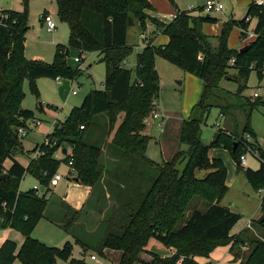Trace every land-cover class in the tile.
Segmentation results:
<instances>
[{
	"label": "trees",
	"instance_id": "16d2710c",
	"mask_svg": "<svg viewBox=\"0 0 264 264\" xmlns=\"http://www.w3.org/2000/svg\"><path fill=\"white\" fill-rule=\"evenodd\" d=\"M29 1H21L23 8L20 12L7 10L6 24L0 25V177L6 175L0 179V219L3 228L14 229L24 238L16 254L15 243L6 240L0 246V264H12L14 260L20 264H58V260L68 264H87L84 259L72 257L69 243L57 248L31 237L37 223L45 215L48 205L45 194L50 179L61 163L69 162L77 183L91 188L90 198L93 196L98 205L104 203L107 188L113 194V185L107 182L108 176L120 179L122 185L117 183L115 186L123 187L119 188V194L130 189L132 192L120 195L121 200L117 198V211H124L120 222L110 226L107 224L105 228L101 225L93 236L96 242L92 245L82 236L73 235L83 255L94 252L103 256L104 250L109 249L121 253L118 264H199L196 257L208 258L217 247L232 242L229 249L232 251V247L241 245L242 232L231 235L240 216L219 205L228 189L225 184L226 167L220 159L210 158L209 151L232 150L236 143L235 151L230 150L229 154L252 189H262V214L264 151L259 145L251 144L257 152L259 168L243 170L239 161L240 153H243L240 143L231 141L230 136L218 130L210 144L205 145L200 140V127L211 108L207 101L219 88L220 80L226 79L228 69L235 70L244 81L252 71L262 78L264 7H256L251 2L243 19L225 22L217 37V46L213 47L211 38L203 33L202 26L215 24L217 20L211 14L206 17L201 8L196 15L189 11L178 12L170 22L163 23L146 13L152 9L148 0H56L58 19L68 27V40L66 45L56 44L52 62L44 63L24 57ZM253 16L256 17L254 41L241 53L229 49L227 39L232 27H238L240 37L244 38L248 21ZM146 22L154 26L155 32L166 35L168 42L160 47H152L148 43L137 55L133 72L124 66L132 54V48L126 42L127 30L137 23L145 31ZM67 49L68 56L65 55ZM84 53L96 54L104 64L103 88L90 91L78 107L72 108L64 121L54 126L49 134L50 141L42 142L30 151L41 154L23 167L13 160L15 152L22 148L17 130L23 128L26 121L34 119L32 111L21 107L24 81H28L30 92L37 97L36 80L40 78L75 80L80 71H72L67 66V59L71 54L81 57ZM156 57H161L202 82L199 101L191 109V113L197 109L199 116L189 117L181 125L179 142L186 146V150L179 151L171 161L161 163L147 157L148 137L144 135V119L149 116L152 103L159 96ZM242 90V87L238 88L237 97H240ZM222 94L232 95L229 92ZM257 98L253 101L249 98L240 100V108L246 117L242 133L249 132L253 109L264 107V102ZM222 110L220 107L221 114H224ZM100 119H104L102 126ZM94 131L98 132L94 134ZM109 137L110 141H107ZM60 148H71V157L57 160L54 155ZM107 158L125 165L121 177L109 170ZM6 159L12 161L8 169L3 167ZM181 164L183 167L179 171L178 165ZM196 172H201V176L197 177ZM26 174L38 182L43 188L42 193H36L33 189L27 192L19 190ZM131 178L137 179L135 186L129 185ZM195 196L206 201V210L193 209L181 225ZM79 214L72 210L57 224L65 233H71ZM102 222L105 225L106 222ZM150 239H155L166 249H172V255L162 257L149 252L151 260L142 262L139 256L145 252ZM250 245L251 249L241 264H264V243L252 239Z\"/></svg>",
	"mask_w": 264,
	"mask_h": 264
},
{
	"label": "rangeland",
	"instance_id": "374dc122",
	"mask_svg": "<svg viewBox=\"0 0 264 264\" xmlns=\"http://www.w3.org/2000/svg\"><path fill=\"white\" fill-rule=\"evenodd\" d=\"M22 0H0V7L4 10H22ZM161 17L165 18L167 22L172 19L169 15H176L178 12L189 11L188 7H192L189 12L197 13L198 8H202L206 0H154ZM223 5L221 12L212 13L211 17L217 20L216 24H203V31L210 35L212 46H216L217 37L219 36L223 25L229 19L240 21L246 14V9L250 3L255 0H219ZM175 5L178 9H175ZM260 8V7H259ZM56 0H30L27 11V25L28 30L24 37V57L27 60H39L44 63H51L54 56L56 44H66L68 40V27L62 23L57 16ZM151 10V9H149ZM48 12L55 23L56 29L53 32H46L44 25H42V16ZM148 12V10L146 11ZM256 17L253 16L248 26V33L245 37L240 39V29L236 26L232 27L227 39V47L231 50H239L249 39L247 38L252 33ZM216 25V26H215ZM146 30V29H145ZM129 43L137 42L139 44V34L136 28L130 29ZM247 45V44H246ZM135 49L130 57L127 59L125 68L134 72L135 70ZM77 55L71 54L67 59V66L75 71L79 69L80 74L75 80H69L59 77L58 80L50 78H40L36 80V87L38 96L33 95L29 90L28 81L23 83L24 96L21 102L23 109L31 110L34 113L35 120L26 121L25 126L29 127L27 135L21 140L20 154H25L33 148L35 144L42 142H49L53 128L56 124L64 121L69 115L70 110L78 107L84 97L92 90H101L104 81V64L100 58L94 53H84L81 56L79 63L75 62ZM156 68L159 79V96L155 101L157 102L155 111L159 115L157 119H149L146 124V132L148 134V143L146 148L147 157L155 162H169L181 150H186V146L179 142L182 121L189 117L197 118L199 112L197 109H191L199 101L202 91L201 80L183 72L177 66L165 61L161 57H156ZM231 63V61H230ZM201 87L198 88V83ZM180 83V85H179ZM239 87L243 90L240 97L236 96ZM72 91L76 94L72 95ZM222 92H229L232 95L224 96ZM258 97L257 100L264 102V72L262 78H259L255 71H252L246 81L240 79L233 69L227 70L226 79L219 82V88L214 92L207 103L211 105L207 115L203 118V124L200 127V140L203 144L208 145L212 141L218 130H223L224 134L228 135V131H232L230 136L231 141L240 143L242 152L244 153L246 147L243 144L246 136H249L251 144H258L264 151V107L254 108L251 112L249 121V132L242 133V129L246 123L245 112L240 108L243 98L254 100L253 94ZM220 107L224 110V114L219 115ZM158 108V110H157ZM222 110V111H223ZM248 113V110H247ZM221 114V113H220ZM121 116H119L120 118ZM150 117V114L149 116ZM40 120V121H39ZM155 120V121H152ZM58 121V122H57ZM104 119H100L101 126ZM39 123L38 126H36ZM119 121L116 123L118 125ZM98 131H94L96 134ZM112 135V134H111ZM109 137L107 141H110ZM243 140V141H242ZM233 149V148H232ZM219 150V159L226 167L228 174V189L225 195L219 201V205L228 208L230 211L240 216L239 221L233 227V230L239 229L242 225L248 224L242 232L241 245L232 247L230 254L233 261L237 264L247 257L251 249L250 240L256 239L264 243V227L257 224L256 220L263 214L261 210L262 189L254 191L248 184L243 171H238L236 162L229 154L231 148L224 149L227 152ZM232 151V150H231ZM240 153V154H243ZM40 154L39 152L37 155ZM30 156V154H29ZM26 159L25 157H20ZM9 160V159H8ZM7 159L4 161L6 163ZM24 161V160H21ZM8 164V162L6 163ZM257 152H245V163L242 164L243 170L246 168L254 169L258 167ZM183 165H178V170L182 169ZM64 180L66 174L65 165L61 164L56 172ZM201 172H196V176L200 177ZM29 174H26L20 183V191L27 192L32 188L34 182ZM137 179H135V184ZM131 186V184L129 183ZM85 186V185H84ZM66 190L63 184L60 183L54 192L61 195ZM108 190V188H107ZM126 191V188L123 189ZM132 193V192H130ZM122 197L119 195V200ZM112 204H114V201ZM206 201L199 197H193L190 201L189 207L185 212V218L181 225H183L189 217L193 209L201 212L206 210ZM112 210H109V215ZM97 218V217H96ZM264 223V222H263ZM44 224V225H43ZM39 226V227H38ZM35 230H33L31 237L36 238L40 242L57 248H62L66 243L71 244L69 239L57 228L49 225L46 222L40 223ZM67 241V242H66ZM150 240L148 250L160 255L164 253V247L159 242ZM232 242L227 246L231 247ZM91 253V252H89ZM117 251L109 250L107 257H101L95 254L96 261H91L89 256H82L79 248L72 252L74 259H84L87 264H118L115 257ZM216 254V253H215ZM150 256L147 252H143L140 260L144 263L149 262ZM15 261V260H14ZM16 260V264H18ZM232 263V262H231ZM58 264H68L67 262L58 260ZM143 264V263H136Z\"/></svg>",
	"mask_w": 264,
	"mask_h": 264
},
{
	"label": "crops",
	"instance_id": "0c3cea01",
	"mask_svg": "<svg viewBox=\"0 0 264 264\" xmlns=\"http://www.w3.org/2000/svg\"><path fill=\"white\" fill-rule=\"evenodd\" d=\"M148 1H149L150 5H151L152 9L148 10V12H146V13L148 15H150L152 17H155V18L160 20L162 17L159 14V11L157 9V5L155 4V1L154 0H148ZM175 9H178L176 5H175ZM198 9H197V11H198ZM247 9H246V11H247ZM18 12H20V11H18ZM46 13H48V12H46ZM192 14L196 15L197 13H192ZM172 16H176V15H174V14L169 15V17H172ZM251 19H252V17L248 21L249 24L251 22ZM42 25H44L43 20H42ZM133 28H136L137 31H138L139 44H137V42H132V43L128 42L129 41V36H128L129 30L133 29ZM202 30H203V26H202ZM203 33H204V31H203ZM247 33H248V31H247ZM206 35L210 37L209 34H206ZM247 38L249 39V41L246 44H249L250 42L254 41L256 36L253 33V31H252V33H250ZM240 39H241V37H240ZM126 42H127V45L132 48V52L135 49V53H136V56H135V68H136L137 55L148 45V43H151L150 46H152V47H160V46H164L168 42V38H167L166 35H162L159 32H155L154 26L150 22H146V30L145 31H142L137 23L134 26L128 28L127 35H126ZM63 45H66V44H63ZM216 46H217V44H216ZM216 46H213V47H216ZM125 64H127V60L125 61ZM155 70L157 71L156 60H155ZM196 83H198V88L201 87V84L199 82H196ZM179 85H180V83H179ZM157 110H158V108H157ZM220 113H219V115L221 116L222 114H220ZM33 120H35V118ZM152 121H155V120H152ZM38 125H39V123L36 126H38ZM28 128L29 127H26L25 130L30 131V130H28ZM231 133H232V131H230V132L228 131L227 134L230 135ZM144 135H146L148 137V134H147L146 130H144ZM21 140H22V138H21ZM41 143H42V141L40 143H38V144H35L31 150H33L36 146L40 145ZM256 145H258V144H256ZM222 150H223V152H227L224 149H222ZM30 151L28 152V154H25L26 151L24 149H23V152H25L24 154H20L19 152H15V154L13 155V160L17 161L23 167H26L31 159L36 158L38 156L37 152L30 153ZM29 154H30V156H29ZM71 154H72L71 148H60L55 153L54 156H55V158L57 160L62 161L65 156H70ZM219 154H220L219 150H210L209 151V157L210 158L219 159V157H218ZM20 157H22V158L25 157L26 159H21ZM21 160H24V161H21ZM106 161L108 162L107 165L110 166L109 170L111 169L116 174V176L121 177V175L123 174L122 169L126 168L125 165L122 164V163L117 162L115 159H112V158H107ZM7 162H8V164H6ZM7 162L3 163V167L5 169H8L11 166V164H12V161L10 159ZM61 164L65 165V168H66V174L64 176V180H63V178H61L57 182V184L55 186H49L48 191L45 194V198L48 201V205H47V208L45 210V215H44V217H42L40 219V221L37 223L36 227L38 225H40V223L46 222L49 225L59 229L65 235L66 239H69L68 242L71 243L72 252L76 248H79L80 251H81L82 256L88 255L89 259H90V256H95L96 253L87 252L86 254L83 255L82 249H81V247L78 244L75 243V239L73 238L74 237L73 235H75L76 237H77V234L82 236L83 239L90 241V244L92 245L94 242H96L95 239L93 238V236H94V234L97 233V231H99V227L101 225L104 226V228H105L107 226V224L110 226L112 224L114 225V224L119 223L120 222V218L124 215V211L123 210H118L117 211V209L119 207V203L117 201V198H119V197L117 196V193L119 192V188L121 189L123 187L122 186H120L119 188L115 187L117 185V183L122 185L119 178L108 176L107 177V182H108V184L113 185V188L111 189L113 194L111 195V193H110V191L108 189L107 193H106V196H105V198L103 200L104 203L102 205L101 204L98 205L93 200V198H94L93 196H92V198H90L91 188L87 187V186H84V185H81V184H78L77 181L74 180L76 177H75L74 172H71L70 166L68 164H66V163H61ZM61 164H60V166H61ZM258 168H259V164H258V167L254 168L253 170H257ZM32 180H33L34 184H33L31 189H33L34 186H40L38 184V182L34 178H32ZM60 183H62L63 187L66 189V190H64L61 193V195H59L58 193L54 192V189L57 188ZM129 183L132 186H135L134 185L135 184V178L134 179L131 178ZM225 184H226V186L228 188V185H229V183H228V174H227V178H226V183ZM31 189H29V190H31ZM19 190H20V188H19ZM40 190H41V187L39 189V192H40ZM130 191H131V189H130ZM130 191L122 192V194H126V193L129 194ZM122 194H119V195H122ZM89 198H90V203L88 201ZM111 200L114 201V204H112ZM87 201H88V203H87ZM72 210L78 211V212H80V214L78 216L77 221L75 222V224L72 227L71 233H65L59 227V225L57 223H60V221H62V219L65 216L70 215ZM109 210L110 211L112 210V212L109 215H107L109 213ZM260 212H261V210H260ZM102 220H104L106 222L105 225H104V222H102ZM247 226H248V224L242 225L236 231L233 230L234 229L233 228L231 230V235H237L243 229H245ZM6 240L15 243V246H16L15 254H16L18 249L22 245V243L24 241V238L19 232L15 231L14 229L3 228L2 227V220L0 219V246ZM150 240H155V239H150ZM149 241H148V243H147V245H146V247L144 249L145 252H147L148 254H149V252H152V251L148 250V248H147L148 244H149ZM156 242H158V241H156ZM229 249H230V246L217 247L210 253L208 258L196 257L195 260L199 264H237V262L233 261V257L230 254ZM108 251H109V249L108 250H104L103 256H101V257H107ZM172 253H173L172 249L164 248V253L160 254V256L167 257V256L172 255ZM142 254L143 253L140 254V256H139L140 258H141ZM118 256H119V259L118 260L116 259L117 262H119L120 257H121V253L119 251H117L115 257H118ZM150 260H151V257H150L149 261ZM12 264H16V260L13 261ZM18 264H20V262Z\"/></svg>",
	"mask_w": 264,
	"mask_h": 264
},
{
	"label": "built area",
	"instance_id": "2783aa9c",
	"mask_svg": "<svg viewBox=\"0 0 264 264\" xmlns=\"http://www.w3.org/2000/svg\"><path fill=\"white\" fill-rule=\"evenodd\" d=\"M253 4L256 7L262 8V7H264V0H255ZM188 10L191 11L192 7H188ZM222 10H223V5L218 0H206L204 6L202 7L203 14H212V13H216V12H221ZM175 17L176 16H172L171 19H174ZM7 18H8L7 10H4V9H2L0 7V25L4 26L6 24ZM42 20H43L46 32L50 33V32H53L56 29L55 23L53 22L52 17L50 16L49 13L43 14ZM160 20L163 23H167V21L165 20L164 17L161 18ZM248 20H249V18L247 19V21ZM74 60H75V62L79 63L80 60H81V57H76ZM231 63H232V61H231ZM56 80H58V78ZM72 94L75 95L76 92L72 91ZM253 97L254 98L257 97L255 93L253 94ZM156 104H157V102L153 101V103H152L153 109L150 112V117H147V118L144 119V123L145 124L148 123V118L149 119L150 118L151 119H157L159 117V115L155 111ZM80 129H82V127H80ZM17 134H18V136L20 138H23V137H25L27 135L26 130L23 129V128H19L17 130ZM243 144L246 147L245 152L246 151H249V152L255 151L253 149V147L251 146L250 139H249L248 136H246L245 140L243 141ZM245 152L239 157V161H240L241 165L245 163ZM40 154H38V155H40ZM70 157H71V155H70ZM68 165L71 166V162H69ZM71 172H73L72 168H71ZM60 179H61V177L57 173H55L52 176V178L50 179L49 186H55ZM39 189H40V186H34L33 187V190L36 193H40ZM90 259L92 261H96V257L95 256H90Z\"/></svg>",
	"mask_w": 264,
	"mask_h": 264
},
{
	"label": "water",
	"instance_id": "95a60500",
	"mask_svg": "<svg viewBox=\"0 0 264 264\" xmlns=\"http://www.w3.org/2000/svg\"><path fill=\"white\" fill-rule=\"evenodd\" d=\"M208 16H209V15L206 14V17H208ZM248 46H249L248 44L245 45V46H243L242 48H240V49L238 50V52L241 53V52L247 50ZM68 53H69V50L67 49L65 55L68 56ZM235 148H236V143L233 145V149H232V151H235ZM64 151H65V150H64ZM5 176H6V175L1 176L0 179H3V177H5ZM74 180L77 181V178H75ZM42 192H43V188H41V190H40V193H42ZM263 222H264V214H263L260 218H258V219L256 220V223H257V224H262Z\"/></svg>",
	"mask_w": 264,
	"mask_h": 264
}]
</instances>
